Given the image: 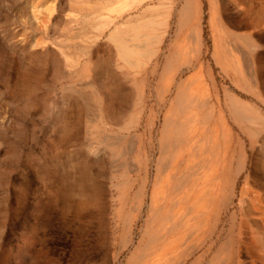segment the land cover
Here are the masks:
<instances>
[{"label":"rangeland","instance_id":"obj_1","mask_svg":"<svg viewBox=\"0 0 264 264\" xmlns=\"http://www.w3.org/2000/svg\"><path fill=\"white\" fill-rule=\"evenodd\" d=\"M183 2L0 0V264H264V0Z\"/></svg>","mask_w":264,"mask_h":264},{"label":"bare ground","instance_id":"obj_2","mask_svg":"<svg viewBox=\"0 0 264 264\" xmlns=\"http://www.w3.org/2000/svg\"><path fill=\"white\" fill-rule=\"evenodd\" d=\"M198 36V34H197ZM157 50L158 49H155V50H152L147 58V60L149 61L152 57H154L157 53ZM197 50V49H196ZM146 63V62H145ZM144 63V64H145ZM193 64V63H192ZM174 68V67H172ZM176 68V67H175ZM172 69H165L162 73V80H161V84L165 85L166 87V91H168L172 85V82L174 80V74L171 73ZM180 84V83H179ZM180 86V89L178 91V95H177V98H176V101H177V109H179L178 111H181L182 110H187L189 107H190V97L192 96V91H198L201 95H203V97H205V99H209L211 98V94H210V90L208 87H207V84L205 82V79L204 77L202 76L201 74V70L198 69L196 70L195 72H192L191 74H189L181 83ZM142 89V88H141ZM145 93V92H144ZM198 93V94H199ZM191 95V96H190ZM200 99V98H199ZM143 100V90H141V102ZM175 101V102H176ZM140 102V103H141ZM173 104V102H172ZM169 111V109H167ZM177 111V110H176ZM205 111V110H204ZM188 112V111H187ZM185 112V113H187ZM202 112V111H201ZM169 113V112H168ZM196 114V113H195ZM170 115H173V114H170ZM169 116H165V122H164V126L166 127L165 130H168L169 127H170V121L169 119H171V117ZM178 116V115H177ZM186 116V115H184ZM183 116V117H184ZM190 116H193V115H190ZM189 116V117H190ZM170 117V118H169ZM182 117V116H181ZM188 117V116H187ZM198 118V117H197ZM180 119V118H179ZM192 120V119H191ZM194 120V119H193ZM196 120V119H195ZM189 120H187L186 122L188 123ZM215 124V123H214ZM195 127V126H194ZM228 128V127H227ZM226 128V129H227ZM191 129V128H190ZM195 130V129H194ZM213 130V129H212ZM211 130V131H212ZM216 131V130H214ZM190 132V131H189ZM215 133V132H214ZM186 134V133H185ZM216 135V133H215ZM208 137V136H206ZM213 137V136H212ZM180 138V137H179ZM210 138V137H209ZM178 139V138H177ZM176 140V139H175ZM208 140V139H207ZM200 141V140H199ZM177 144V143H176ZM181 152V151H180ZM168 154V153H167ZM174 155V154H173ZM180 155V154H178ZM172 158V157H171ZM175 158V157H174ZM177 159H178V156H177ZM187 159V158H186ZM169 160V159H168ZM172 164H170L171 166ZM167 170V169H166ZM165 170V171H166ZM167 172V171H166ZM166 175V174H165ZM156 184V183H155ZM154 184V185H155ZM162 188V187H161ZM164 188V187H163ZM154 189V188H153ZM161 190V189H160ZM153 192H156L153 190ZM159 193V192H158ZM153 194V193H151ZM154 203H155V200H153Z\"/></svg>","mask_w":264,"mask_h":264},{"label":"crops","instance_id":"obj_3","mask_svg":"<svg viewBox=\"0 0 264 264\" xmlns=\"http://www.w3.org/2000/svg\"><path fill=\"white\" fill-rule=\"evenodd\" d=\"M184 3H185V0H184V2H183V4H182L181 8L178 10V15H179V11L182 9ZM177 21H178V19H177ZM180 70H183V74H182V75H179V78H177L178 80H179L181 77H184V76H185L186 74H188V72H189V70H188L186 67L181 66V67L177 70V73H176V75L174 76V79H176V77H177V75H178V71H180ZM178 80H177V81H178ZM177 81H176V82H177ZM175 84H176V83H175ZM227 94H233V95H235V96H237V97L239 98V96H238L235 92H232V91H225V92H224V98H223V99H225V96H226Z\"/></svg>","mask_w":264,"mask_h":264}]
</instances>
